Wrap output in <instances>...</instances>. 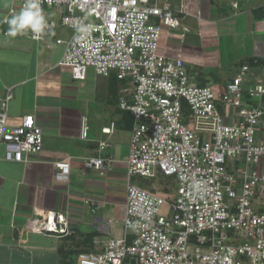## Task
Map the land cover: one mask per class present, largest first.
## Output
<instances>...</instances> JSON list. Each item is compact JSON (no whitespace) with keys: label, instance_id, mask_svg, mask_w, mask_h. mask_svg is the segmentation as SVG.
Wrapping results in <instances>:
<instances>
[{"label":"built area","instance_id":"built-area-1","mask_svg":"<svg viewBox=\"0 0 264 264\" xmlns=\"http://www.w3.org/2000/svg\"><path fill=\"white\" fill-rule=\"evenodd\" d=\"M24 3L14 0L9 15ZM39 5L48 27L39 38L30 30L29 36L45 41L58 27L72 29L69 38L56 42L65 46L60 63L72 68L75 79H85L93 68L126 82L119 105L134 115L129 173L149 178L162 173L178 183L173 201L129 184L124 236L112 238L102 253H80L78 264H126L127 259L137 264H264V142L258 139L264 84L248 89L257 104L247 101L242 85L248 66L224 86L222 99L237 114L229 120L211 86L190 82L181 55L160 51L163 27L181 26L180 14L187 11L185 5L174 10L171 0H39ZM49 9H59V15ZM7 32L0 26V35ZM12 98L10 91L0 96V145L7 160L24 161L26 154L43 149L44 131L33 113L9 126ZM89 129L83 117V138ZM108 145L102 141L101 150ZM112 160L99 156L85 165L105 170ZM58 167L67 173L70 164ZM166 203L169 212L163 214ZM43 227L66 233L68 221L53 212Z\"/></svg>","mask_w":264,"mask_h":264},{"label":"crops","instance_id":"crops-1","mask_svg":"<svg viewBox=\"0 0 264 264\" xmlns=\"http://www.w3.org/2000/svg\"><path fill=\"white\" fill-rule=\"evenodd\" d=\"M13 4L0 0L1 27L8 29L2 18ZM183 5L181 26L163 27L160 51L181 55L190 82L211 86L221 111L236 120L222 91L248 66L242 76L246 99L259 102L248 89L264 84V0H171L176 11ZM49 12L59 15V9ZM72 32L58 27L45 41L32 39L29 31L0 35V96L13 95L9 126L33 113L44 131L43 149L24 161L7 160L0 147V264H78L82 252H104L112 238L124 236L129 184L145 177L128 171L134 115L119 105L126 82L93 68L85 79H75L72 68L60 63L65 46L56 42ZM83 117L90 126L86 138ZM108 127L111 133L104 131ZM258 139L264 142V120ZM102 141L109 144L104 150ZM99 156L113 158L107 169L86 167L87 159ZM60 162L70 164L69 172L61 173ZM53 212L66 217V233L44 229Z\"/></svg>","mask_w":264,"mask_h":264},{"label":"clouds","instance_id":"clouds-1","mask_svg":"<svg viewBox=\"0 0 264 264\" xmlns=\"http://www.w3.org/2000/svg\"><path fill=\"white\" fill-rule=\"evenodd\" d=\"M6 23L8 25L7 34L11 37L23 35L30 30L34 38H39L48 27L40 9L39 0H25L20 11L8 18Z\"/></svg>","mask_w":264,"mask_h":264},{"label":"rangeland","instance_id":"rangeland-1","mask_svg":"<svg viewBox=\"0 0 264 264\" xmlns=\"http://www.w3.org/2000/svg\"><path fill=\"white\" fill-rule=\"evenodd\" d=\"M0 147H3V145H0ZM140 179L143 181L138 183L139 186L149 190H151L150 186H152L154 192L166 197L169 201L175 200L178 190V183L174 177L168 178L159 173L156 178L140 177ZM168 212L169 203H166L162 208V213L167 214ZM135 264L137 263L135 262Z\"/></svg>","mask_w":264,"mask_h":264},{"label":"trees","instance_id":"trees-1","mask_svg":"<svg viewBox=\"0 0 264 264\" xmlns=\"http://www.w3.org/2000/svg\"><path fill=\"white\" fill-rule=\"evenodd\" d=\"M165 177H167V176H165ZM169 177V176H168ZM130 262V260L129 259H127L126 260V264H128ZM130 263H132V264H135V260H131V262Z\"/></svg>","mask_w":264,"mask_h":264}]
</instances>
